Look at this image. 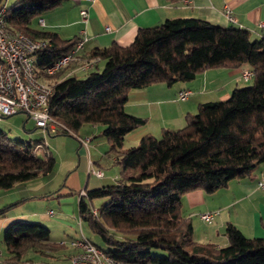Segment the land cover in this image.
I'll return each instance as SVG.
<instances>
[{
	"label": "trees",
	"instance_id": "trees-1",
	"mask_svg": "<svg viewBox=\"0 0 264 264\" xmlns=\"http://www.w3.org/2000/svg\"><path fill=\"white\" fill-rule=\"evenodd\" d=\"M63 1L15 0L5 7L9 29L48 40L35 53L41 69L79 40L30 26L35 17ZM82 57L102 60L103 67L80 77L66 73L70 65L46 79L52 86L49 113L65 126L54 134H74L83 124H100L109 151L122 168L116 182L79 193V220L107 248L93 243L113 258L134 264H264V237H248L228 224L226 245L198 242L191 219L182 213L186 192L212 193L232 179L250 177L255 166L264 163V37L251 38L242 27L176 17L139 28L129 45L96 47ZM246 66L251 69L249 85L234 88L226 99L200 103L195 113L185 115L181 128L163 129L159 136L147 133L136 146L123 147L126 133L145 123L144 117L124 109L131 89L190 81L210 68ZM38 144L43 146L42 140L25 144L10 140L0 128V188L54 170L50 152L41 158L36 154L39 148L33 151ZM95 197L106 201L96 208L91 203ZM6 209L0 208V216ZM2 241L8 263L30 261L25 258L28 251L68 256L73 251L67 253L66 241H52L50 229L40 221L23 217L3 228Z\"/></svg>",
	"mask_w": 264,
	"mask_h": 264
},
{
	"label": "crops",
	"instance_id": "crops-1",
	"mask_svg": "<svg viewBox=\"0 0 264 264\" xmlns=\"http://www.w3.org/2000/svg\"><path fill=\"white\" fill-rule=\"evenodd\" d=\"M226 7L229 8L232 18L226 16ZM81 10L86 11L85 17ZM176 17H196L222 26L242 27L250 31L251 38L264 37V28L259 26V22L264 20V0H64L57 7L40 15L44 22L43 30L55 31L62 38L76 36L82 40L83 56L96 47L104 48L114 43L120 46L129 45L139 28L158 25L167 18ZM100 63L101 60L96 62L92 69L99 68ZM241 70V67L210 68L190 81H180L172 85L155 83L131 89L124 109L145 118L142 125L144 128H140L144 131H138V136L147 133L156 135L166 128L178 129L184 126L185 115L195 113L200 103L226 99L234 88L243 86L248 80L241 76ZM185 89L191 90V93L185 99H179L177 92ZM148 123L153 126L145 127ZM79 145L82 146L80 141ZM114 162L118 167L117 170L113 169L116 175L111 178V183L119 179L122 170L121 165L116 160ZM90 166L99 168L101 165L91 161L89 154L84 167L87 172L84 186L81 187V174L73 172L66 177L61 191L79 192L99 186V180L104 178L90 173ZM262 171L264 163L256 165L250 177L232 179L225 187L212 193L195 189L182 196V213L191 219L192 236L196 241L226 245L228 240L225 228L228 224L236 225L248 237H264V190L256 186V179ZM49 175L39 177H50ZM90 175L95 176V180H91ZM45 196L47 195L40 198ZM212 209L218 210V213L209 221L200 219L199 214L202 211ZM50 210L52 215L48 214ZM40 215L43 221H50L55 212L48 209ZM58 215L62 218L61 213L55 216ZM22 216L19 213H4L0 216V230L11 220ZM78 237L79 235L67 236L68 239L61 241L67 242ZM69 251L70 248L67 253ZM44 255L52 256L51 259L56 260L52 261L54 263L66 262L69 258L67 254ZM6 257V249L0 244V264H17L4 262ZM23 264L36 263L30 260Z\"/></svg>",
	"mask_w": 264,
	"mask_h": 264
},
{
	"label": "rangeland",
	"instance_id": "rangeland-1",
	"mask_svg": "<svg viewBox=\"0 0 264 264\" xmlns=\"http://www.w3.org/2000/svg\"><path fill=\"white\" fill-rule=\"evenodd\" d=\"M15 0H2L0 7H8ZM44 24L39 23V18L35 17L30 26L34 29L42 30ZM101 66L103 67L104 62L101 60ZM98 69H101L102 67ZM93 68L92 70H95ZM88 71V70H87ZM87 71L77 70L76 73L80 77H83ZM250 80L245 81L242 85H249ZM151 124V125H150ZM141 126V127H140ZM124 136L123 147L128 148L136 146L141 138L138 136V131H144L140 128V125ZM146 126H153L152 123H148ZM0 128L7 133L10 140H16L20 143L36 142L42 140L43 146L39 147L36 154L41 158H47L48 152H50L54 158V170L50 173V177H44L39 179L34 178L27 182H19L8 189L0 188V208L3 206L7 207L5 213H19L23 214L22 217L40 221L43 225L50 229V239L54 242H60L62 239H68L67 236H86L89 240L99 245L103 249L107 246L101 239V237L92 232L85 222L79 220L77 202L79 199V192L76 190L62 192L63 184L65 183L66 177L73 173L79 172L82 184L84 186L87 180V172L85 170V163L88 160V155L91 156V161L100 163L106 175L104 179L99 180L101 185L110 184L115 177L113 169L117 170L118 165L114 162L113 156L109 151L110 145L107 139L101 134L103 128L100 124H83L77 131L80 137H89L91 141L87 147L79 145L77 134H43L41 129L37 128L34 121L27 117L24 112H17L8 116L0 117ZM152 129V128H151ZM153 130V129H152ZM160 133L155 136H159ZM37 148L33 145V150ZM90 149V150H89ZM84 153V154H83ZM89 153V154H88ZM96 168V167H95ZM135 170H130V173ZM120 174V173H119ZM91 180H95V176L90 175ZM97 187V186H95ZM42 195H47L44 198ZM39 197V198H38ZM106 201L105 197H95L91 200L92 205L99 208ZM48 209H53L55 215L61 213V217L55 216L50 218V221H43L40 213L46 212ZM215 211L205 210L202 212ZM218 211V210H217ZM201 212V213H202ZM58 218V220H57ZM201 219V218H200ZM202 220V219H201ZM2 231L0 230V237H2ZM77 238V239H78ZM71 248L72 253L77 251V247L71 243L66 242ZM1 246L3 241L1 238ZM69 249V248H66ZM52 256L44 255L40 253H34L28 251L25 254V258L32 260L36 264H61L56 261Z\"/></svg>",
	"mask_w": 264,
	"mask_h": 264
},
{
	"label": "built area",
	"instance_id": "built-area-1",
	"mask_svg": "<svg viewBox=\"0 0 264 264\" xmlns=\"http://www.w3.org/2000/svg\"><path fill=\"white\" fill-rule=\"evenodd\" d=\"M83 17L86 11L81 10ZM225 14L232 18L229 8L226 7ZM5 7H0V116L12 115L17 112H24L27 117L34 121L37 128L41 129L43 134H54L57 131L65 129V126L55 120L49 113L48 97L51 94V83L46 79L62 69L72 65L67 74L76 73L77 70L87 71L91 69L97 58L91 60L82 57V40H78L73 49L60 58L45 66L37 67L36 51L45 48L48 40L45 38H36L23 31H14L5 25ZM39 23L43 24V19L39 18ZM259 26L264 28V20L259 22ZM109 29V27H106ZM251 75V69L244 67L241 70V76L248 79ZM191 90L185 89L177 92L179 99H185ZM81 145L87 147L90 141L89 137L77 136ZM41 145H36L33 151H36ZM89 172L96 177H105L106 173L102 168L89 167ZM256 186L264 190V171L256 179ZM80 194H84L81 191ZM97 209H92V214H96ZM52 210L48 212L52 215ZM217 210L203 212L199 217L204 221H209ZM69 243L77 247L65 263L61 264H134L113 258L102 248L96 246L91 240L83 234L80 238L69 240Z\"/></svg>",
	"mask_w": 264,
	"mask_h": 264
},
{
	"label": "water",
	"instance_id": "water-1",
	"mask_svg": "<svg viewBox=\"0 0 264 264\" xmlns=\"http://www.w3.org/2000/svg\"><path fill=\"white\" fill-rule=\"evenodd\" d=\"M1 117V116H0Z\"/></svg>",
	"mask_w": 264,
	"mask_h": 264
}]
</instances>
